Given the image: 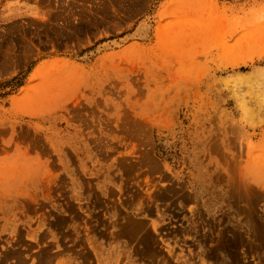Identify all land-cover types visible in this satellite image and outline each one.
<instances>
[{
  "label": "rangeland",
  "instance_id": "1",
  "mask_svg": "<svg viewBox=\"0 0 264 264\" xmlns=\"http://www.w3.org/2000/svg\"><path fill=\"white\" fill-rule=\"evenodd\" d=\"M0 264H264V0H0Z\"/></svg>",
  "mask_w": 264,
  "mask_h": 264
},
{
  "label": "trees",
  "instance_id": "2",
  "mask_svg": "<svg viewBox=\"0 0 264 264\" xmlns=\"http://www.w3.org/2000/svg\"><path fill=\"white\" fill-rule=\"evenodd\" d=\"M14 84L16 86L22 85V79L20 80L18 76L12 77L9 81L5 82L4 85Z\"/></svg>",
  "mask_w": 264,
  "mask_h": 264
}]
</instances>
